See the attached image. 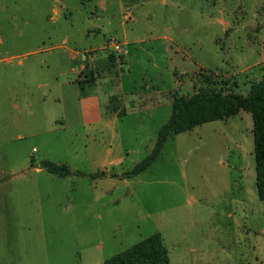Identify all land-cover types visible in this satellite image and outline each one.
I'll use <instances>...</instances> for the list:
<instances>
[{
	"label": "rangeland",
	"instance_id": "rangeland-1",
	"mask_svg": "<svg viewBox=\"0 0 264 264\" xmlns=\"http://www.w3.org/2000/svg\"><path fill=\"white\" fill-rule=\"evenodd\" d=\"M23 77L20 112L9 83ZM255 84L264 0H0V264H103L155 234L168 264H264L250 112L169 137L119 178L174 99Z\"/></svg>",
	"mask_w": 264,
	"mask_h": 264
},
{
	"label": "trees",
	"instance_id": "trees-1",
	"mask_svg": "<svg viewBox=\"0 0 264 264\" xmlns=\"http://www.w3.org/2000/svg\"><path fill=\"white\" fill-rule=\"evenodd\" d=\"M86 3L89 0H79ZM204 83L210 84L208 77ZM241 110L251 113L253 127V145L255 161V186L257 197L264 201V89L261 84L251 87L247 97L232 93H224L215 88L201 90L187 99H174L171 115L160 127L156 142L149 155L137 164L130 172L119 178L131 179L146 171L159 158L166 140L173 135H180L206 123L222 121L237 115ZM33 166V164H31ZM40 168L59 178L84 176L83 173L72 171L67 165L42 161ZM117 177L99 172L89 175L91 179ZM103 264H168V252L162 245L158 234L151 235L134 244L128 249L105 260Z\"/></svg>",
	"mask_w": 264,
	"mask_h": 264
},
{
	"label": "crops",
	"instance_id": "crops-1",
	"mask_svg": "<svg viewBox=\"0 0 264 264\" xmlns=\"http://www.w3.org/2000/svg\"><path fill=\"white\" fill-rule=\"evenodd\" d=\"M14 57H19L17 65L23 66V63L20 61V58H23L24 56H12L11 58H14ZM10 60H12V59H6L5 61L9 62ZM9 85H10L12 91L9 94L10 96H8V97L13 102L12 103L13 108L21 109L20 112H25L26 110H28L29 102L27 103L28 98H25V94H24L25 87L28 90V83L27 82L25 83L24 77L21 80H18V78H17L16 81H12V83L10 82ZM15 89H19L20 91H18V92H20L21 94L20 93L16 94ZM55 101L57 102L58 99H56ZM27 113H29V112H27ZM18 138H20L19 135H18ZM220 163L223 167H226V164L222 160L220 161Z\"/></svg>",
	"mask_w": 264,
	"mask_h": 264
}]
</instances>
